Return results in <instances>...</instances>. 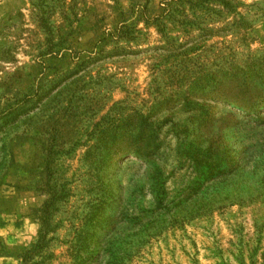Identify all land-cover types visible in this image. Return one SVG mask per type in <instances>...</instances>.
<instances>
[{"label":"rangeland","instance_id":"374dc122","mask_svg":"<svg viewBox=\"0 0 264 264\" xmlns=\"http://www.w3.org/2000/svg\"><path fill=\"white\" fill-rule=\"evenodd\" d=\"M0 264H264V0H0Z\"/></svg>","mask_w":264,"mask_h":264}]
</instances>
